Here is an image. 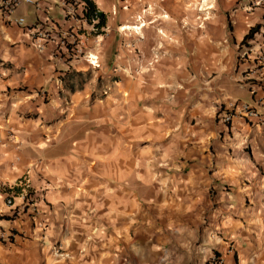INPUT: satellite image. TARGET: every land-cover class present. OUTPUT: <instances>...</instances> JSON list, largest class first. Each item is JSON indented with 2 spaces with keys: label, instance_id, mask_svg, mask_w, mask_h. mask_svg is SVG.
I'll return each instance as SVG.
<instances>
[{
  "label": "crops",
  "instance_id": "crops-1",
  "mask_svg": "<svg viewBox=\"0 0 264 264\" xmlns=\"http://www.w3.org/2000/svg\"><path fill=\"white\" fill-rule=\"evenodd\" d=\"M94 1L0 8V264H264V0Z\"/></svg>",
  "mask_w": 264,
  "mask_h": 264
},
{
  "label": "built area",
  "instance_id": "built-area-1",
  "mask_svg": "<svg viewBox=\"0 0 264 264\" xmlns=\"http://www.w3.org/2000/svg\"><path fill=\"white\" fill-rule=\"evenodd\" d=\"M63 5H67L68 8L65 11V15L70 16L74 15V9L70 6H73L75 0H60ZM35 0H0V8L3 9L6 13L13 12L18 6L22 3H33ZM70 6V7H69ZM86 20V19H84ZM87 21V20H86ZM48 22L50 20L48 18L40 21L38 24L29 26L26 24V20L24 18H19L17 23L23 26L25 29H28L29 34L32 37L33 44L38 48L43 50L46 47V43L52 41L56 38L54 36V29L50 28ZM95 20L93 21L92 28L93 30H97L98 28L95 27ZM67 39V34L63 33L58 36V40H60V44H65V40ZM261 59L264 61V54L261 55ZM87 61L93 66H99V59L98 56L88 54ZM119 71V67H115L113 72L117 73ZM105 95H108V91H104ZM242 114L248 120H251L252 123L256 122L257 124L264 121V108H257L251 106L247 103H240L239 101L230 103L227 107L223 108L220 111V119L224 123H232L235 116ZM22 197L23 203L18 206L14 211V216L20 215L27 211L28 208H31L32 212L36 213L38 210V205L41 200H44L45 194H38L33 188L29 185V178H26L22 181ZM7 204L9 206L14 205V201L11 196L7 199ZM210 264H224V260L219 255H214L210 259Z\"/></svg>",
  "mask_w": 264,
  "mask_h": 264
},
{
  "label": "trees",
  "instance_id": "trees-1",
  "mask_svg": "<svg viewBox=\"0 0 264 264\" xmlns=\"http://www.w3.org/2000/svg\"><path fill=\"white\" fill-rule=\"evenodd\" d=\"M78 3L83 5V18L89 23H93L95 20V27L98 29L106 25V14L99 10L94 0H78ZM259 30V25L254 26L244 37L243 43L249 45V42L255 38Z\"/></svg>",
  "mask_w": 264,
  "mask_h": 264
},
{
  "label": "rangeland",
  "instance_id": "rangeland-1",
  "mask_svg": "<svg viewBox=\"0 0 264 264\" xmlns=\"http://www.w3.org/2000/svg\"><path fill=\"white\" fill-rule=\"evenodd\" d=\"M51 1H53V2H57V0H51ZM74 5H75V3H74ZM53 6L55 7V9L54 10H56V11H58V9H56V5L55 4H53ZM76 6V5H75ZM28 7H30V6H28V5H22L19 9H18V11H17V13H15V15H19V13H23L22 15H31V11H32V9L31 8H29L28 9ZM31 10V11H30ZM30 13V14H29ZM80 19H81V17L79 16V15H77ZM92 23H88V22H85V26H86V28H91L92 27ZM88 29H83V32H86Z\"/></svg>",
  "mask_w": 264,
  "mask_h": 264
}]
</instances>
